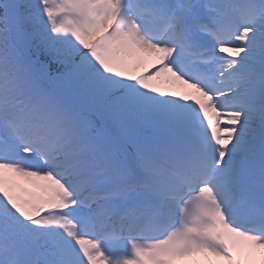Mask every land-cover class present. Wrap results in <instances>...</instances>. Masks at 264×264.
<instances>
[{"label":"snow or ice","instance_id":"6c2138e0","mask_svg":"<svg viewBox=\"0 0 264 264\" xmlns=\"http://www.w3.org/2000/svg\"><path fill=\"white\" fill-rule=\"evenodd\" d=\"M264 264V0H0V264Z\"/></svg>","mask_w":264,"mask_h":264}]
</instances>
